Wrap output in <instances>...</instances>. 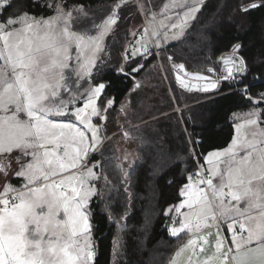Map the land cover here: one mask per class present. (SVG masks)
Returning a JSON list of instances; mask_svg holds the SVG:
<instances>
[{
  "label": "snow or ice",
  "instance_id": "1",
  "mask_svg": "<svg viewBox=\"0 0 264 264\" xmlns=\"http://www.w3.org/2000/svg\"><path fill=\"white\" fill-rule=\"evenodd\" d=\"M128 3L129 0H114L102 24L93 25L96 36L70 32L69 22L74 19L72 12L65 11L59 4L55 6L56 19H60L64 27L56 35L45 32L40 44L34 43L31 37L22 39L19 33L12 30L17 24L25 25L28 30L33 28V23L27 22V13L17 17L9 16L0 22V58L3 60L0 64V111H11V115L0 117V176L5 181L0 187V264H94L96 242L91 238L93 225L90 220V203L94 199L104 203V215L108 216L111 223L121 229L127 227V220L132 215L131 196H128V202L118 219L112 217L111 205L104 199L110 190L118 191L105 175L103 153L100 152L107 113L115 103L114 97H107L104 93L114 88L116 81L95 79L111 64L110 59L106 60L104 56L97 58L95 54L106 52L107 49L101 47V44L109 33L112 34L110 39L115 42L121 12ZM205 3L206 0H194L186 5L187 10L182 17L177 15L179 23L171 25L177 30L170 38L172 42H179L185 28L197 19L196 14L202 11ZM10 6L9 0H4V7ZM135 6L139 12L140 6ZM43 7L52 6L44 4ZM262 7L264 0H258L241 5L240 11L247 13ZM74 11L87 18V10L83 5ZM51 19L33 18V21L37 26L47 29ZM145 32L144 28L125 30V43L121 46L119 58L109 69L120 83L128 80L139 87L140 83L135 77L144 71L146 61L166 51L168 44H162L161 41L167 42L169 37L154 33V43L138 42L136 37L143 36ZM33 35L41 39L36 33ZM86 36L93 58L82 63L78 55H69L68 45L75 41L80 48ZM205 39L209 45L213 44L210 37L206 36ZM235 40L228 46L229 51L217 62L222 70L219 73L216 69L207 70L215 74V79L197 74V79L204 80L206 84L200 90L205 93H221L226 85L228 91L221 94H239L242 99L257 105L248 115L258 117L264 113V109H259V104L264 103V91L254 96L250 93L256 83L264 84V52L259 57L248 56L245 44L239 41V37ZM72 59L76 60L78 67L69 66ZM165 59L170 63L173 61L172 56L166 55ZM174 67L178 71L185 66L179 64ZM178 79L181 85L188 87L182 78ZM81 81L90 86L84 89ZM9 105L12 107L9 108ZM257 122V119L247 121L252 125ZM236 144L234 140L230 149L223 154L216 152L206 158V163L216 166L208 168L207 179L201 177L198 184L211 189L213 196L218 198L217 208L222 221L229 217L252 220L251 210L259 209V220L254 226L246 228L244 223L237 220H233L230 225L224 223L232 242L225 250L219 224L208 223L209 220L215 221L217 214L204 188L192 184L182 186V199L178 206L169 205L162 209L169 221L164 228L171 237L179 238L186 230H208L199 237V252H204V246L209 244L206 237L212 235L211 228H217L213 254L203 262L196 261V264H229V261L231 264H264V148L258 149L255 143L246 145L250 150L235 161L236 166L233 167L232 161L237 155ZM89 154H99L101 159L84 165L86 171L82 173L79 184L71 187L70 192L66 191L65 180L58 177L69 169H78L79 162L86 160ZM222 155L230 157L225 162L226 174L218 166ZM13 162L17 165L16 169L12 168ZM177 162H180L178 157ZM134 168L135 165H130L128 170L121 168L126 194L130 173ZM157 171L154 169V172ZM10 172L17 179L25 181L20 188L8 182ZM97 172L100 174L97 175ZM159 174L163 176V173ZM195 175L201 174L198 172ZM217 177L219 179L214 184L213 180ZM92 178L93 183L85 185L84 180ZM101 180L103 184L97 189L95 183ZM168 183L173 181L169 180ZM225 188L228 189L227 193ZM225 196L230 197L229 207L224 204ZM242 201L243 208L240 207ZM194 204L200 211L192 213L191 217L188 212H181L185 207L192 209ZM174 212L182 218L172 216ZM61 213L64 219L60 218ZM245 231L246 236L240 235L237 238L238 232L243 234ZM196 245L197 238L189 239L176 255L179 256L187 249L196 255ZM113 254H117L115 241ZM171 264H176V261H171ZM189 264H193L191 258Z\"/></svg>",
  "mask_w": 264,
  "mask_h": 264
},
{
  "label": "trees",
  "instance_id": "2",
  "mask_svg": "<svg viewBox=\"0 0 264 264\" xmlns=\"http://www.w3.org/2000/svg\"><path fill=\"white\" fill-rule=\"evenodd\" d=\"M143 1L153 10L157 9L153 6L159 5V0ZM255 2L258 0H206L205 6L197 14V19L191 23L184 37L179 42L169 44L166 51L160 54L172 56L174 64H183L190 72L200 73L210 67L221 71L217 63L219 58L229 51L230 43L236 42L235 38L239 37V41L245 44L247 55L259 57L264 52V7L247 13L240 11L241 5ZM113 3L114 0H12L10 7L1 10V17L6 20L9 16L17 17L27 13L31 20L47 18L56 13L53 4H62L66 11L83 5L88 12L93 13L102 11ZM44 4L52 7H43ZM136 12L137 8H124L121 12L120 21L124 25L115 34V42L109 39L104 54L106 60H111V64L104 73L95 78L116 81V86L104 93L107 97L115 98L114 105L110 106L111 110L107 113L106 123L118 127L117 117L121 106L125 99H131L133 111L124 124L127 130L123 132V138L134 145V152L138 157L130 161L127 156L125 159L120 156L116 138H111L100 149L103 153L105 175L118 189L110 190L104 196L111 205L110 213L113 218L118 219L130 195L132 215L127 220V227L121 229L104 215V203L100 199L92 200L91 223L93 239L96 242L94 264H170L189 235L183 233L179 238L171 237L164 228L169 221L162 209L169 205L178 206L182 199V186L191 184L192 177L198 173V163L204 164L206 155L225 149L231 144L235 136L232 114L257 107L242 99L239 94L222 95L221 93L228 91L226 85L221 93H204L210 97L204 101L194 99L202 92H188L178 85L175 99L172 96H163L157 107L149 108L152 113L146 115V96L139 89L136 91V86L131 81L120 83L109 70L115 65L121 46L125 43L122 32L124 35L126 29L137 31L132 24V19L138 15ZM141 28L143 26L138 27V30ZM206 36L213 40L212 45L208 44ZM139 38L137 36L136 40ZM157 59V56L149 58L144 71ZM144 71L135 77L136 81ZM261 91H264V84L256 83L250 94L254 96ZM182 95L189 97L187 104L183 102ZM177 106L182 107L181 110L177 111ZM259 107L264 109L262 104ZM262 118L264 121V113ZM149 119L150 121L145 122ZM107 135L110 136L111 133ZM177 157L180 162H177ZM97 159H101L99 154L92 156L90 161ZM130 165H135V168L130 173V185L126 194L121 168L128 170ZM154 169L158 171L154 172ZM159 173H163V176ZM169 180L173 183L169 184ZM102 184L103 180L99 183L100 188ZM210 201L215 206L212 197ZM171 215L174 216L173 213ZM113 241L116 255L113 254Z\"/></svg>",
  "mask_w": 264,
  "mask_h": 264
},
{
  "label": "rangeland",
  "instance_id": "3",
  "mask_svg": "<svg viewBox=\"0 0 264 264\" xmlns=\"http://www.w3.org/2000/svg\"><path fill=\"white\" fill-rule=\"evenodd\" d=\"M12 0H9V3H11ZM38 2L44 1V0H35ZM150 0H147V2ZM194 0H159V5L158 6H153V8H157L155 10L152 9V7L148 6L147 3L143 0H129L128 6L126 8L131 9V8H136L135 5L140 6V11L138 12V15L134 16L132 19V24H134L135 29L138 30V27L143 26L144 29H146V32L144 33L143 36H140V38L137 40L138 42H143L145 44H152L156 40V35L154 33H158L161 36L164 35H169L172 37L176 33V29H173L171 25L173 23H179V21L176 19L177 15H180L181 17L183 16L184 11L187 10L186 5L189 3H193ZM57 4H53V8H55ZM62 7V4H59ZM113 4L107 5L102 11H96L93 13H90L87 11V18H84L79 15L77 11H74V9L69 10L72 12L73 20L69 22L70 27L69 31L72 33L76 34H84L87 33V36H96L97 32L93 29V25H100L102 24L103 20L106 19L111 7ZM4 8V0H0V11ZM63 8V7H62ZM108 8V9H107ZM64 9V8H63ZM78 9V8H76ZM107 9V10H106ZM179 9V10H178ZM65 10V9H64ZM150 10V11H149ZM66 11V10H65ZM136 12V13H137ZM198 14V13H197ZM196 14V15H197ZM57 17V12L52 15L51 17L47 18H39L35 20H49L51 19L50 26L45 29L43 27L37 26L31 18L29 19L27 17V22L28 23H33V28L31 30H28L25 25H14L13 29L14 32H17L20 34L22 39H28L31 37L36 44L42 43V38L45 35V32H47L50 35H56L61 32L62 28L64 27L63 22L60 19H56ZM5 20V19H4ZM3 18L0 15V22L4 21ZM191 21L189 25L185 28L183 36L184 37L187 29L190 27ZM124 24L121 23L120 21V26L118 29H116V33L119 32V29L122 28ZM156 25V26H155ZM157 27V30H156ZM33 33H36L41 39H37L36 36L33 35ZM115 33V34H116ZM89 34V35H88ZM112 34L109 33L104 37L103 43L101 44V47L107 48L109 44V39ZM87 36L85 37L84 43L81 45L80 48L77 47V44L75 41H73L71 44L68 45L69 49V55L71 57H76L77 55L79 56V59L82 63H87L88 60L93 58V53L90 51V44L87 41ZM15 36L13 37V39ZM122 38L124 39V35L122 32ZM180 38V39H181ZM162 43H167L171 44L174 43L169 39V41L165 42L162 40ZM0 46H2V41H0ZM105 52L103 53H97L95 54L97 58L100 56H104ZM111 56L113 57V54L111 53ZM106 58V57H105ZM157 61L155 63H152L150 65L149 69H146L142 76L139 78L138 82L140 83L139 87H136V91L139 89L140 92L142 93L143 96H146L147 98V108L148 110L145 109L146 115L149 116L152 112L149 108L151 107H157L160 103L161 98L163 96H172L173 99H175V89L178 88V84L176 83L175 75L174 72L177 71V69L174 67V59L170 63L165 59V56L162 54H159L157 56ZM3 63L2 58H0V64ZM161 65L163 67H161ZM69 66H77V62L75 59H72L69 61ZM208 69H213V68H207L204 70V72H200L203 74H207L211 76L213 79L216 78L215 74L210 73L207 71ZM219 73L220 71H216ZM67 71L65 72V75H67ZM82 87L84 89L88 88L90 85L88 83H84L81 81ZM61 92L63 93V89H61ZM201 95L195 96L194 99L197 101H204L206 98H210L207 96V94L200 93ZM16 95H19L16 93ZM212 98V97H211ZM65 99H67V96H65ZM258 99V98H257ZM182 100L185 104H187L190 100L189 97L182 95ZM264 107V103H261ZM12 106L9 105V108ZM187 107V106H186ZM144 108V107H143ZM182 107L177 106V111L181 110ZM256 108V107H254ZM252 108V109H254ZM249 110H242V111H237L234 112L231 116V121L234 124L235 127V136L231 144L222 150H216L208 155L205 156L204 158V164L201 165L202 169L204 172L208 168H212L216 165L214 164H209L206 163V158L210 157V154H214L216 152L224 153L225 151L230 149V146L233 145L234 140L237 142L235 151L237 153L235 160L232 161V166L235 167V161H238V158H241L246 154L248 149L246 145L255 143L256 147L259 148H264V121L262 118V113L259 114L258 117L255 116H250L248 115L250 113ZM261 109V107H259ZM132 107H131V99L128 97L127 99L124 100V103L121 106L120 113L117 117L118 121V127L112 126L111 123H106L104 125V128L102 130V140L103 143L100 146V149L104 147V144L109 142L111 138H116V142L118 143V148L120 149V156H122L125 159V156L128 157L130 161H134L138 156L134 152V145L132 143H127L124 138H123V132L127 129L124 128L125 122H127V118L129 115L132 113ZM139 112V111H137ZM7 115H11V111L5 113L3 111H0V117H4ZM250 119H257L258 122L255 125L247 123L248 120ZM150 121L146 120L145 122ZM95 122V121H93ZM132 122V121H131ZM133 125V123H132ZM129 129V128H128ZM108 133H111V135H107ZM63 151V149H61ZM71 152V149L69 150ZM15 154V153H14ZM92 158V155L89 154V157L82 161L79 162L78 164V169H69V171L63 173L61 176L58 177V179H64L65 180V190L70 192L71 187H75L79 184V180L81 178L82 173L86 171L84 165H88L90 159ZM230 159L229 156H224L222 155L221 160L219 161V169L222 173L226 174V167H225V162ZM13 165L17 166L15 162H13ZM90 166V165H89ZM100 173L97 172V175ZM73 176L77 177V179H71ZM10 177V173H9ZM219 178H215V180H218ZM94 178L92 179H85L84 183L85 185L93 183ZM13 186L20 188V186L25 182L21 179H17L14 175L8 180ZM70 182V183H69ZM101 181L95 183V187L97 189H100V183ZM4 179L2 176H0V184H4ZM198 185V183H196ZM194 185V186H196ZM205 192L209 199L212 197L215 201V206H216V198L213 196V193L211 189H207L205 185H203ZM228 196H225V199ZM230 198V197H229ZM92 202V201H91ZM91 205V203H90ZM218 209V208H217ZM219 211V210H218ZM61 219H64L65 217L63 216V213H61L60 216ZM91 220V217H90ZM91 238L93 239V233L91 232ZM73 254H75L73 252Z\"/></svg>",
  "mask_w": 264,
  "mask_h": 264
},
{
  "label": "crops",
  "instance_id": "4",
  "mask_svg": "<svg viewBox=\"0 0 264 264\" xmlns=\"http://www.w3.org/2000/svg\"><path fill=\"white\" fill-rule=\"evenodd\" d=\"M156 30H157V27H156ZM167 37H169V39L171 38L169 35H167ZM161 43H162V41H161ZM239 159L240 158H238V160ZM12 168L13 169H16L17 166H15V165L12 164ZM12 175L13 174L10 172V177L8 175V180H10V178L12 177ZM217 181L218 180H215L213 183L216 184ZM196 186L197 187H200V188H204L203 185H199L198 184ZM0 187H2V184H0ZM225 192L226 193L228 192V189L227 188H225ZM215 198H216V206H214L212 204L211 205H212L213 211L217 214L216 215V220L215 221L209 220L208 223L209 224H212V225L219 224V232H220V235L224 238L223 243H224L225 250H226L227 247L232 244V242L229 239L230 233L225 229L224 223H227V224L230 225V224L233 223V220H237L239 223H244L246 225V228L247 227H252L259 220L260 210L259 209H253V210H251L250 215L253 217L252 220H247L245 217H229L226 221H222L221 217L219 216V211H218L219 209H217L218 198L217 197H215ZM208 200L210 201L209 197H208ZM231 203L232 204H235L234 201H232ZM224 204H225L226 207H229L230 206L229 205V201L226 202V199L225 198H224ZM240 207L241 208L244 207V202L243 201L241 202ZM198 211H200V208L197 205H195V204L193 205L192 209H188L187 207H185L184 209L181 210V212H188L190 214V217H191V214L192 213L198 212ZM173 214H174V216L177 219H181L182 218L178 213H175L174 212ZM207 231H208L207 229H201L200 232H196L195 229H192L191 231L186 230V233L189 235L187 241L189 239H192V238H197V245L195 246L196 255H193V251L191 249H187L184 252L180 253L179 256H177L175 254L174 257H173V259H172V261L175 260L176 261V264H189V258H191L193 264H196V261L203 262L205 259H207L208 257H210L213 254V252H214V246H215V243H216V232H217V228L216 227H212L211 228L212 235H208L206 237L207 240L209 241V244H207V245L204 246V248H205L204 252H199V247H200V239H199V237L201 235H203L204 233H206ZM240 235H242V234H240ZM240 235H237V238H240ZM186 242L180 248H182L186 244ZM232 247H234V245H232ZM179 249H178V251H179ZM229 264H231V261H229Z\"/></svg>",
  "mask_w": 264,
  "mask_h": 264
},
{
  "label": "water",
  "instance_id": "5",
  "mask_svg": "<svg viewBox=\"0 0 264 264\" xmlns=\"http://www.w3.org/2000/svg\"><path fill=\"white\" fill-rule=\"evenodd\" d=\"M185 73H187V75ZM197 74H199L201 76L209 77L210 79H213L211 76H209L207 74L190 72V71H187L185 68L180 69L179 71H175V78H176L177 84L180 85L184 90H186L188 92L205 93V92L200 90L201 88L206 86L205 81L197 79ZM178 77L182 78L184 80L185 84L188 85V87H184L183 85H181Z\"/></svg>",
  "mask_w": 264,
  "mask_h": 264
},
{
  "label": "built area",
  "instance_id": "6",
  "mask_svg": "<svg viewBox=\"0 0 264 264\" xmlns=\"http://www.w3.org/2000/svg\"><path fill=\"white\" fill-rule=\"evenodd\" d=\"M198 172L201 174L200 176H197V175H194L191 179V184H196L198 183L199 179L201 177L207 179V174L206 172L203 171L202 167H201V164L198 163ZM206 187V186H205ZM207 188V187H206ZM208 189V188H207ZM226 200H230L229 197L226 198ZM246 232H244L243 234L245 235ZM241 233L238 232L237 235H240Z\"/></svg>",
  "mask_w": 264,
  "mask_h": 264
}]
</instances>
